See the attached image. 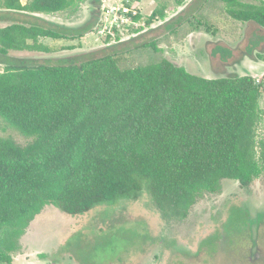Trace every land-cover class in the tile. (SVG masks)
Returning a JSON list of instances; mask_svg holds the SVG:
<instances>
[{
	"label": "trees",
	"instance_id": "1",
	"mask_svg": "<svg viewBox=\"0 0 264 264\" xmlns=\"http://www.w3.org/2000/svg\"><path fill=\"white\" fill-rule=\"evenodd\" d=\"M86 1L0 0V115L29 137L22 144L0 136V264H12L26 228L47 205L78 215L148 191L165 220L181 221L204 193L220 192L225 179L246 187L264 173V133H258L264 83L253 72L207 77L168 58L124 67L142 28L108 38L100 52L11 54L51 52L42 38L80 41L95 32L103 0H88L80 23L49 18L76 14ZM217 1L233 19L264 27V0ZM165 11V4L157 6L146 24L169 22ZM136 46L161 51L155 41ZM257 58L264 63V52ZM235 212L247 217L235 207L230 220Z\"/></svg>",
	"mask_w": 264,
	"mask_h": 264
},
{
	"label": "rangeland",
	"instance_id": "2",
	"mask_svg": "<svg viewBox=\"0 0 264 264\" xmlns=\"http://www.w3.org/2000/svg\"><path fill=\"white\" fill-rule=\"evenodd\" d=\"M116 1L106 0L104 6ZM161 2L168 7L166 20H171H157L149 26L146 21L155 8L144 11L139 22L143 31L129 43L131 50L125 54L124 67L168 58L207 77L253 72L257 82L264 83V63L257 58L264 52V27L233 19L225 4L217 0H186L183 6L175 0ZM89 8L87 0L76 14L62 12L49 18L77 24L88 17ZM4 25L0 22V27ZM41 40L54 50L10 52L21 57H68L100 52L105 46L96 30L80 41ZM146 41H155L161 51L136 46ZM253 42L257 44L252 50ZM219 48L231 55L224 59ZM261 106L264 109V95ZM258 133L263 135L264 121ZM0 136H11L22 144L29 140L1 115ZM235 207L246 210L247 217L235 212L239 218H232V223L230 215ZM211 236L216 237L215 242L204 243ZM163 239L174 243L167 246ZM21 242V251L13 255L12 264H264V173L246 187L225 179L220 192L204 193L181 221L165 220L148 191L136 200L78 215L47 205L26 228Z\"/></svg>",
	"mask_w": 264,
	"mask_h": 264
},
{
	"label": "built area",
	"instance_id": "3",
	"mask_svg": "<svg viewBox=\"0 0 264 264\" xmlns=\"http://www.w3.org/2000/svg\"><path fill=\"white\" fill-rule=\"evenodd\" d=\"M124 1L103 7L96 34L105 41L110 37V42L116 41L117 36L129 37L135 34L134 29L139 28L142 16L138 20L135 17L142 15V12L136 6L128 5Z\"/></svg>",
	"mask_w": 264,
	"mask_h": 264
},
{
	"label": "crops",
	"instance_id": "4",
	"mask_svg": "<svg viewBox=\"0 0 264 264\" xmlns=\"http://www.w3.org/2000/svg\"><path fill=\"white\" fill-rule=\"evenodd\" d=\"M104 1H106V0H103V7L105 5ZM120 1L121 0H117L114 3H110V5L115 4L117 2L119 3ZM161 1L162 0H125L124 2L128 5L136 6L143 13L144 11H152L154 8L161 5V4L158 5V3H160ZM23 2H26V0H23ZM161 3L165 4L163 2H161ZM178 6H182V5H178ZM166 8H168L167 5H166Z\"/></svg>",
	"mask_w": 264,
	"mask_h": 264
},
{
	"label": "flooded vegetation",
	"instance_id": "5",
	"mask_svg": "<svg viewBox=\"0 0 264 264\" xmlns=\"http://www.w3.org/2000/svg\"><path fill=\"white\" fill-rule=\"evenodd\" d=\"M211 237H213V236H211ZM211 237H209V238H211ZM209 238H208V239H209ZM214 242H215V241H214Z\"/></svg>",
	"mask_w": 264,
	"mask_h": 264
}]
</instances>
